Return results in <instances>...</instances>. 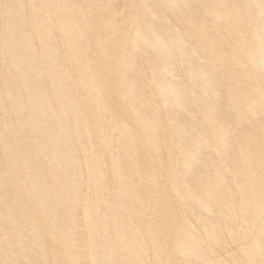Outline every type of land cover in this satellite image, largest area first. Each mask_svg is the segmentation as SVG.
Wrapping results in <instances>:
<instances>
[{"label":"bare ground","instance_id":"obj_1","mask_svg":"<svg viewBox=\"0 0 264 264\" xmlns=\"http://www.w3.org/2000/svg\"><path fill=\"white\" fill-rule=\"evenodd\" d=\"M0 264H264V0H0Z\"/></svg>","mask_w":264,"mask_h":264}]
</instances>
